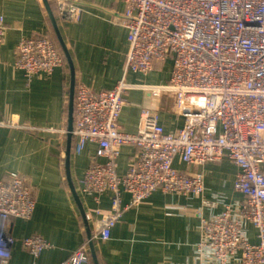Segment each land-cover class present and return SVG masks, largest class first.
Here are the masks:
<instances>
[{
    "label": "built area",
    "instance_id": "2783aa9c",
    "mask_svg": "<svg viewBox=\"0 0 264 264\" xmlns=\"http://www.w3.org/2000/svg\"><path fill=\"white\" fill-rule=\"evenodd\" d=\"M84 0H54L66 21L81 17ZM124 3L114 21L128 29L124 76L147 73L155 61L171 59L166 84L150 88L173 97L184 118L176 131H166L159 113L140 108L138 129L122 130L119 117L130 85L121 77L109 89L80 83L72 91L73 152L96 142L92 160L77 185L89 220L87 236L57 264H88L95 240L110 238L111 229L151 193L202 196V205L220 212L202 218L196 244L199 264H264V0H114ZM5 34L0 13V51ZM15 67L30 80L63 65L51 37L22 34L14 48ZM13 106L11 89H0V126L31 128ZM133 145L130 165L117 171L123 144ZM175 157L192 165L230 159L238 170L236 202L205 198L202 171L177 169ZM35 209L28 180L19 173L0 178V264H8L12 217H31ZM202 215V214H201ZM251 227L253 234H248ZM37 258L46 241L39 235L22 239ZM33 264H39L35 261Z\"/></svg>",
    "mask_w": 264,
    "mask_h": 264
},
{
    "label": "crops",
    "instance_id": "0c3cea01",
    "mask_svg": "<svg viewBox=\"0 0 264 264\" xmlns=\"http://www.w3.org/2000/svg\"><path fill=\"white\" fill-rule=\"evenodd\" d=\"M81 7L79 20L66 21L59 17L54 0H0L5 20L0 89L12 90L15 112L31 127L0 126V178L14 172L23 175L35 201L31 217L11 219L13 243L8 264H57L88 234L89 220L85 213L82 215L76 199L77 185L97 144L87 141L80 153L73 152L75 137L68 129L73 121L71 95L76 85L109 89L124 77L130 85L125 93L129 104L122 107L119 117L125 132L137 131L144 105L159 113L168 132L176 131L184 121L175 112L171 94L162 91L154 95L150 91L167 83L171 59L155 61L147 73L129 72L124 76L128 29L114 21L124 3L84 0ZM32 33L51 36L67 57L51 74L27 80L14 65V48L22 34ZM132 151L130 143L121 146L118 172L129 167ZM173 164L187 173L203 172V197L229 203L238 199L234 190L238 167L230 159L192 165L175 157ZM201 200L200 195L154 190L139 207L122 215L108 240L92 243L88 263L199 264L196 244L201 238L202 218L222 209L221 205L205 207ZM246 231L254 233L251 227ZM29 235H39L46 241L37 258L22 243Z\"/></svg>",
    "mask_w": 264,
    "mask_h": 264
},
{
    "label": "trees",
    "instance_id": "16d2710c",
    "mask_svg": "<svg viewBox=\"0 0 264 264\" xmlns=\"http://www.w3.org/2000/svg\"><path fill=\"white\" fill-rule=\"evenodd\" d=\"M44 35H47V34H44ZM49 36V35H48ZM49 37H51V36H49ZM52 38V37H51ZM53 39V38H52ZM53 41H54V44H55V46H56V48H57V50L61 53V55H62V58H63V61L64 62H66V59H65V57H67V56H65L64 57V55H63V53L60 51V49H59V47H58V45H57V43H56V41L53 39ZM66 55V54H65ZM90 257V256H89ZM89 262V261H88ZM89 264V263H88Z\"/></svg>",
    "mask_w": 264,
    "mask_h": 264
},
{
    "label": "water",
    "instance_id": "95a60500",
    "mask_svg": "<svg viewBox=\"0 0 264 264\" xmlns=\"http://www.w3.org/2000/svg\"><path fill=\"white\" fill-rule=\"evenodd\" d=\"M70 184H71V187H72V189H73L74 187H73V185H72V182H70ZM76 199H77V201H78V203H79V205H80V207H81L82 215L84 216V211H83V209H82V204H81V202H80V200H79V197H76Z\"/></svg>",
    "mask_w": 264,
    "mask_h": 264
}]
</instances>
